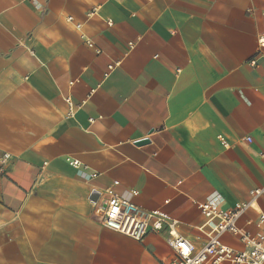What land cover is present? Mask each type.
I'll use <instances>...</instances> for the list:
<instances>
[{
    "label": "crops",
    "instance_id": "1",
    "mask_svg": "<svg viewBox=\"0 0 264 264\" xmlns=\"http://www.w3.org/2000/svg\"><path fill=\"white\" fill-rule=\"evenodd\" d=\"M260 36L264 0H0V264H167L166 230L104 226L109 190L202 247L199 203L264 184Z\"/></svg>",
    "mask_w": 264,
    "mask_h": 264
},
{
    "label": "built area",
    "instance_id": "2",
    "mask_svg": "<svg viewBox=\"0 0 264 264\" xmlns=\"http://www.w3.org/2000/svg\"><path fill=\"white\" fill-rule=\"evenodd\" d=\"M71 19L69 16L68 20ZM258 41L264 45L263 36ZM113 67V64L108 66L109 70ZM245 140L251 141V137L247 136ZM7 159L8 155H4L1 161L5 162ZM73 163L78 164V161L74 160ZM249 196L248 200L238 201L226 210L219 209L214 200L199 203L208 222L212 224L208 240L200 248H196L186 237L175 233L176 220L168 213L144 209L111 190L104 194L102 203L92 201V207L104 226L134 239H142L150 229L166 230L171 236L169 245L174 253L167 264H264V211L258 204L259 199L264 197V184L251 188ZM248 212L256 214V223L262 229L257 236L238 225V220ZM226 232L237 235L246 248L235 250L222 243L220 236Z\"/></svg>",
    "mask_w": 264,
    "mask_h": 264
},
{
    "label": "water",
    "instance_id": "3",
    "mask_svg": "<svg viewBox=\"0 0 264 264\" xmlns=\"http://www.w3.org/2000/svg\"><path fill=\"white\" fill-rule=\"evenodd\" d=\"M147 140H148V139H141V140L137 141V143H139V144H141V143H145V142H147Z\"/></svg>",
    "mask_w": 264,
    "mask_h": 264
}]
</instances>
